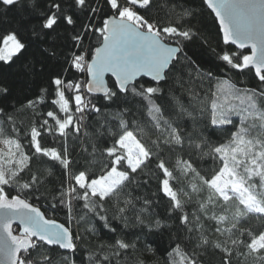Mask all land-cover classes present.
I'll use <instances>...</instances> for the list:
<instances>
[{
  "label": "snow or ice",
  "instance_id": "snow-or-ice-1",
  "mask_svg": "<svg viewBox=\"0 0 264 264\" xmlns=\"http://www.w3.org/2000/svg\"><path fill=\"white\" fill-rule=\"evenodd\" d=\"M202 4L219 22L224 45L237 49H212L217 59L239 75L254 70L264 84V0ZM13 9L28 25L0 30V62L23 58L25 75L46 74L49 87L14 109L42 117L24 130L27 151L14 116L0 108L11 123L10 130L0 126V264H78L86 238L33 200L52 213L66 209L69 223L88 225L96 240L88 264H127L124 257L142 239L166 228H174L175 245L167 264H204L200 257L209 251L221 254V264H264V87H237L185 52L202 39L194 12L180 7L154 15V0H0V21ZM33 46L40 53L34 61L25 57ZM70 70L83 78L68 79ZM8 95L0 85V97ZM49 95L58 112H38ZM45 132L59 146H43ZM70 136L87 153L77 170ZM185 152L189 159L178 155ZM206 158L213 167L203 175L194 161ZM57 166L58 186L49 179ZM161 204L164 219L156 212ZM97 225L115 236L104 240ZM130 225L141 228L131 240L123 231ZM144 250L156 252L150 244Z\"/></svg>",
  "mask_w": 264,
  "mask_h": 264
},
{
  "label": "trees",
  "instance_id": "trees-1",
  "mask_svg": "<svg viewBox=\"0 0 264 264\" xmlns=\"http://www.w3.org/2000/svg\"><path fill=\"white\" fill-rule=\"evenodd\" d=\"M180 7L191 9L197 17V20L194 21L196 27L200 29L202 39L194 40L190 43H187L185 46V52L201 67L204 71H211L214 75L218 77H227L230 78L233 82L237 83V87L243 88H258L264 87V84H261L258 77L255 76L254 70L245 71L243 75L237 74L236 70L229 71L227 66L223 64L220 60L217 59V56L212 51L215 49L216 52H220L221 49L236 51V46L234 45H224L222 32L219 30V22L215 19V16L206 5L202 4V0H154V9L153 14H159L163 16L166 12H170L173 9L176 11L180 10ZM27 11V9H25ZM31 20L34 22L35 17H32ZM99 23V19L97 20ZM17 24H20L24 27H27L28 21L21 19V13L13 9L3 17V20L0 21V30L8 27H16ZM207 39L208 43L204 44L203 40ZM95 43V39L92 40ZM239 51L249 52L248 49H240ZM39 49L35 46L31 47L25 57L28 60L39 59ZM25 62L22 58L21 60H16L15 63L6 64L0 62V85L5 86L9 89V95L6 97H0V108H4L6 113H9L14 116L16 123L21 128L20 137L21 143L25 145V151L28 150L27 141L30 139V136H24V130L30 131V124H36L39 126V123L42 121V117H37L35 120L32 116V110H22L15 111L14 109H20L21 104L26 103L27 99H35L36 95L39 93L41 88L49 87L47 75H38V76H27L24 73V70L21 67V64ZM67 67V65H65ZM39 69V64H37ZM53 71L59 70L58 67L52 69ZM65 76L68 79H82V74L75 72V70H70L65 73ZM143 80L148 78L143 77ZM109 86H112L114 80L112 77H108ZM54 97L49 95L45 103L37 106V111L40 113H45L48 110H53L58 112V108L51 104V99ZM186 99V98H185ZM97 102L100 100V96L96 97ZM74 110V109H73ZM62 116L63 114L60 113ZM146 119V112L143 114ZM49 122L53 123L49 118ZM0 126L6 127L8 130L11 129V123L5 122V117L0 116ZM58 136V134H57ZM216 137L214 136L213 139ZM41 143L43 146H59L58 143H54L53 137L48 133H43L41 138ZM68 144L70 151L72 152L75 159H77L78 164L74 165V170H77L80 165L84 164L85 159L87 158V153H82L81 151V141L76 140L75 137L70 136L68 138ZM84 147H89L88 144H84ZM183 159H189L187 152L183 154H178ZM177 157L173 156L170 159L169 167L175 163ZM194 166H197L201 170V174L207 175L209 169L213 167L212 161L209 158L205 160H195ZM90 171L95 175H99V165L93 164ZM56 173L55 176L50 177L57 186L59 185V169L58 166L54 169ZM162 178V175H161ZM51 186V185H50ZM152 191H156V181L152 182ZM13 194H16L13 192ZM141 194V193H137ZM162 195V193L160 194ZM167 198H165L166 200ZM42 208L45 214L48 217L55 218L65 225L71 228L74 234H79L84 236L86 239L83 242L80 251L76 254L79 261L82 260L84 264H88V254L89 249L95 246L96 240L90 234L86 232L88 225L80 222L79 224L73 220L71 223L68 222L67 210H57L55 213L47 211L46 202L41 200L31 201ZM189 212H194V206H189L187 209ZM156 212L159 214V218L164 219L167 215L165 212L163 204L156 208ZM214 223V222H212ZM252 225H256V221L253 219L251 221ZM113 226L118 228H123L122 224H118L117 221H113ZM211 226V225H209ZM99 229L100 236L104 240H110L115 234H110L106 229H103L97 225ZM124 235L127 239L131 240L135 238V235L141 234L140 227L129 226V228L124 229ZM144 232L148 230L143 229ZM173 229H162L159 233L152 234L150 233L146 238L142 239L140 243L137 244V250L131 255L125 256L124 259L127 260V264H135L137 259H142L145 264H167V252L171 250V247H174V244L170 243L169 236ZM144 244H150L153 248L156 249L155 255L151 252L144 250ZM204 261V264H221V254L218 251H209L206 255L200 257Z\"/></svg>",
  "mask_w": 264,
  "mask_h": 264
},
{
  "label": "water",
  "instance_id": "water-1",
  "mask_svg": "<svg viewBox=\"0 0 264 264\" xmlns=\"http://www.w3.org/2000/svg\"><path fill=\"white\" fill-rule=\"evenodd\" d=\"M235 46V45H234ZM249 50V52L247 53V54H249L250 53V49H248ZM108 77H110V74H106V77H105V79H106V82L109 84V82H108ZM145 78H147V77H145ZM148 79H150V78H148ZM113 80H114V78H113ZM97 95H99V94H97ZM35 204V203H34ZM37 207H40V206H38L37 204H35ZM41 208V207H40ZM41 211H43L42 210V208H41ZM46 215V214H45ZM47 216V215H46ZM48 217V216H47ZM49 218H51V217H49ZM53 219H55V218H53ZM57 220V219H56ZM59 223H63V222H61V221H59V220H57ZM64 224V223H63ZM17 225H18V222H14L13 223V228L15 229V230H17V232H18V228H17ZM67 226V225H66Z\"/></svg>",
  "mask_w": 264,
  "mask_h": 264
},
{
  "label": "rangeland",
  "instance_id": "rangeland-1",
  "mask_svg": "<svg viewBox=\"0 0 264 264\" xmlns=\"http://www.w3.org/2000/svg\"><path fill=\"white\" fill-rule=\"evenodd\" d=\"M4 148V146L3 145H0V149H3ZM6 150V149H5Z\"/></svg>",
  "mask_w": 264,
  "mask_h": 264
}]
</instances>
